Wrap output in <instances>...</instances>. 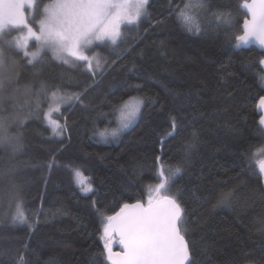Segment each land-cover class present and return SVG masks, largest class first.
I'll list each match as a JSON object with an SVG mask.
<instances>
[{"label": "trees", "instance_id": "16d2710c", "mask_svg": "<svg viewBox=\"0 0 264 264\" xmlns=\"http://www.w3.org/2000/svg\"><path fill=\"white\" fill-rule=\"evenodd\" d=\"M243 1L211 0L213 10L231 13V23L217 26L202 12L196 34L170 11L185 0H149L148 14L123 27L125 43H97L90 50L101 59L95 76L82 62L63 65L50 52L35 68H21L18 83L10 86L18 90L0 103V116H9L17 105L33 101L23 108V126L11 129L20 133L23 149L0 150V264H19L21 256L26 264H111L101 213L110 216L125 203L146 202L148 186L159 183L157 156L182 170L174 190L164 194L176 195L186 209L182 227L196 264H264L263 176L244 156L264 148V82L257 75L264 52L254 44L237 47L246 17ZM13 55L25 64L22 53ZM42 83L82 94L83 103H61L55 113L67 125L63 136H54L43 119L52 101L41 95L37 110L35 97L26 94V88L38 92ZM133 94L144 97L134 125L116 141L97 138L98 128ZM77 168L93 192L81 191ZM14 192L27 223L11 222ZM221 192L234 196L219 203Z\"/></svg>", "mask_w": 264, "mask_h": 264}, {"label": "snow or ice", "instance_id": "6c2138e0", "mask_svg": "<svg viewBox=\"0 0 264 264\" xmlns=\"http://www.w3.org/2000/svg\"><path fill=\"white\" fill-rule=\"evenodd\" d=\"M148 6L149 0H48L46 3L43 0H0V36H9L12 30L20 33L11 39L0 41V103L13 98L12 93L18 90L10 86L18 83L21 68H35L42 62L44 53L50 52L52 59L63 65L72 66L82 62L95 76L94 61L95 67L101 68L100 60L90 58L87 51L99 46L97 42H107L114 47L125 43L122 27L138 24L148 14ZM243 7L247 9L250 18L244 19L243 35L235 37L237 47L255 41L264 50V0H244ZM28 10L32 11V23H29ZM170 11L186 31L196 34H201L202 31L199 19L202 12L210 13L217 26L231 23V13L213 10L211 0H185L183 6L176 4ZM212 22L213 20L209 21ZM32 41H35V45L34 50L30 51ZM13 52L17 55L22 53L24 65H21ZM258 63L261 67L257 75L264 82V59ZM100 75H103V71ZM53 89L49 90V86L42 83L38 92L33 93L26 88V94L35 97L37 110L40 109L41 95L49 101L58 102L56 107L49 105L48 110L43 112V119L51 128L52 134L59 137L65 134L67 125L53 119L52 113L59 111L61 103L83 101L82 94H68L55 86ZM32 102L26 100L24 104L17 105L9 116H0V150L15 154L23 149L20 133L11 129L13 124L17 128L23 126L26 117L21 113ZM143 103L141 98L129 97L115 110L119 113L116 118L117 127L98 129L96 135L105 140L117 137L137 119ZM260 104L264 106V97L260 98ZM259 125L264 134V116H261ZM171 127L175 132V118L172 119ZM257 155L264 156V148L244 153L246 159L264 176V159L257 160ZM155 162L159 183L148 186L146 204L137 200L133 204L125 203L114 215L104 216L101 213L104 249L112 264H196L194 250L185 236L187 229L182 227L186 209L176 195L164 194L174 190V181L182 170L179 166L173 167L162 161L159 156L155 158ZM73 171L81 191L93 192L89 178L78 168ZM13 194L16 202L11 222L27 223L28 216L19 193ZM233 196L234 192H221L218 202L226 203ZM117 234L123 251L114 253L111 241ZM19 264H26L23 256L19 258Z\"/></svg>", "mask_w": 264, "mask_h": 264}, {"label": "rangeland", "instance_id": "374dc122", "mask_svg": "<svg viewBox=\"0 0 264 264\" xmlns=\"http://www.w3.org/2000/svg\"><path fill=\"white\" fill-rule=\"evenodd\" d=\"M47 2H48V1H47ZM28 16H29V23H32V11H31V10H28ZM33 27H36V25L33 24ZM122 31H123V27H122ZM18 34H20V33H19L18 31L15 30V32H14L13 35L16 36V35H18ZM2 37H4V36H0V38H2ZM97 43H100V42H97ZM34 45H35V41H32V42L30 43V46H29V50H30V51H31V50H34ZM86 54H87L90 58L95 57V58H99V60H101V59H100V55H99L97 52H90V51H87ZM100 63H101V61H100ZM94 66H95V61H94ZM129 97H138V98L143 99V101H144V97H143L142 95H140V94H133V95H130V96H128L127 98H125L122 102H120L119 105L117 106V109L122 105V103H123L124 101L128 100ZM57 103H58V102H56V101H52L51 106H52V107H56V106H57ZM60 106H61V104H59V108H60ZM141 109H142V107H141ZM47 110H48V109H47ZM47 110H46V111H47ZM55 113H56V112H53V113H52V118L55 119V120H59L61 124H64L63 121H61L58 117L55 116ZM140 113H141V111H140ZM118 115H119L118 111H115V113L109 117V122L106 123L104 126L99 127L98 129H104L105 127H107V128H116V127H117V119H116V118L118 117ZM139 116H140V114H139ZM139 116L137 117V119H136V120H135V121H134V122H133L128 128L122 130V131L119 133V135H118L117 137H115V138H109V139L105 140V139H102L101 137H99L98 135H96V137L99 138V139H101V140H104V141H116V140H118V139L121 137V135H122L127 129H129L132 125H134V123L138 120ZM65 133H66V129H65ZM145 201H146V203H147V198H146ZM113 240H114L113 242H116V238H115V237L113 238ZM244 264H255V263H244Z\"/></svg>", "mask_w": 264, "mask_h": 264}, {"label": "water", "instance_id": "95a60500", "mask_svg": "<svg viewBox=\"0 0 264 264\" xmlns=\"http://www.w3.org/2000/svg\"><path fill=\"white\" fill-rule=\"evenodd\" d=\"M249 2H250V0H249ZM243 3H244V1L242 2L241 7H242V8L245 10V12H246V17H245V19H246V18H250L247 9H245V8L243 7ZM241 35H243V25H242V33H241ZM251 44H254V45L258 46V47L261 49L260 45H259L257 42H255V41H252V42H250L249 44H247V45H242V46H248V45H251ZM261 50H262V49H261ZM263 52H264V50H263ZM263 59H264V56H263ZM263 97H264V95H263ZM259 110H260V112H261V116H264V106H262V105L260 104V101H259ZM262 159H264V158H262ZM262 182H263V186H264V176H263V180H262ZM139 201H141V202H143V203L146 204V202H144V201H142V200H139ZM135 202H136V201H135ZM135 202H129V203H127V204H133V203H135ZM119 210H120V209H119ZM119 210H118V211H119ZM118 211H117V212H118ZM115 213H116V212H115ZM115 213H113L112 215H114ZM114 236H116V237L118 238V245L116 246V245L113 243V238H112L111 243H112V250H113V252L115 253V252H121V251H123V248H122V246H121L120 243H119V236H118V234H117V235H114ZM114 236H113V237H114ZM110 262H111V261H110ZM111 264H112V262H111Z\"/></svg>", "mask_w": 264, "mask_h": 264}]
</instances>
